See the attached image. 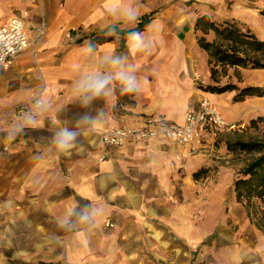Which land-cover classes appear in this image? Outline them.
<instances>
[{
  "label": "crops",
  "instance_id": "1",
  "mask_svg": "<svg viewBox=\"0 0 264 264\" xmlns=\"http://www.w3.org/2000/svg\"><path fill=\"white\" fill-rule=\"evenodd\" d=\"M189 1L0 0V27L25 12L30 41L13 66L0 67V264H264V235L233 199L239 170L225 145L215 146L211 138L200 146L164 139L119 147L101 142L104 132L140 126L146 117L179 123L202 99L217 104L228 123L264 116V97L234 102V92L198 88L212 80L195 28L205 15L254 32L264 24V15L255 12L264 0L254 7L234 0ZM132 4L141 19L150 16L141 32L151 47L135 54L126 44L129 26L117 14ZM111 28L116 32L109 36ZM97 35L112 39L93 42ZM208 36L215 39L213 32ZM89 44L96 48L94 59L83 50ZM112 49L141 81L134 105L119 102L114 92L81 107L70 97L73 81ZM41 93L51 109L36 127L9 141L7 130L22 117L13 109ZM98 114L95 125L78 123ZM62 127L78 133L67 153L52 142ZM73 209L99 212L87 224L73 215L61 227Z\"/></svg>",
  "mask_w": 264,
  "mask_h": 264
},
{
  "label": "trees",
  "instance_id": "2",
  "mask_svg": "<svg viewBox=\"0 0 264 264\" xmlns=\"http://www.w3.org/2000/svg\"><path fill=\"white\" fill-rule=\"evenodd\" d=\"M149 17H143L138 23L139 31H143L148 25ZM195 28L202 33L197 38V44L208 55L210 78L214 82L213 85L199 84L198 88L213 94L235 91L234 102L243 101L246 97H264L263 87L239 88L234 84L218 85L219 74L225 76L227 68L264 70V40L249 30L242 31L232 22L214 21L205 15L196 19ZM209 32L214 33L215 39L206 38ZM111 39L105 35H97L92 41L102 43ZM115 93L119 102L134 105V93H122L119 85H116ZM252 123L256 124V121ZM226 147L230 152L256 154L237 173L232 184V193L233 199L243 204L248 219L264 235V139L227 141ZM198 176V173L193 175L194 178Z\"/></svg>",
  "mask_w": 264,
  "mask_h": 264
},
{
  "label": "clouds",
  "instance_id": "3",
  "mask_svg": "<svg viewBox=\"0 0 264 264\" xmlns=\"http://www.w3.org/2000/svg\"><path fill=\"white\" fill-rule=\"evenodd\" d=\"M119 20L122 25H127L126 44L130 52L133 54L146 52L151 45L145 38L143 32L137 29V25L141 20L140 9L137 5H129L122 10H118ZM116 32L115 28H111L108 32L112 36ZM89 58L96 57V48L89 44L83 49ZM126 58L116 54V50L105 51L95 63L87 68V70L79 71L77 78L73 81L70 89V97L79 102L81 107H88L93 101L104 98H111L119 85L122 93L133 94L141 91L142 85L140 79L136 75L133 66L125 63ZM52 107L50 100L41 93L39 96L33 97L32 109L25 112L21 119L12 124L7 130V139L14 141L18 135L24 132L27 127H36L39 124L38 117L49 111ZM97 117L85 116L78 123H98ZM77 131L62 127L53 135V144L60 153L69 152L75 145L77 139ZM99 212V209H91L76 213L73 209L59 223L61 227L71 224L73 215L78 217L82 224L89 223Z\"/></svg>",
  "mask_w": 264,
  "mask_h": 264
},
{
  "label": "built area",
  "instance_id": "4",
  "mask_svg": "<svg viewBox=\"0 0 264 264\" xmlns=\"http://www.w3.org/2000/svg\"><path fill=\"white\" fill-rule=\"evenodd\" d=\"M242 3H256L262 0H237ZM46 26L43 24L37 38H42ZM30 47L25 32V22L21 17H13L0 27V67L10 68L16 59ZM36 63L35 50L32 51ZM33 100V99H32ZM32 100L25 105L17 106L13 113L23 116L32 109ZM234 124L228 123L219 107L208 99H202L197 110H187L181 122H172L162 117H146L140 126H118L101 135L105 146L119 147L127 142H146L164 139L181 146L201 144L210 134L233 129ZM107 226H113L107 222Z\"/></svg>",
  "mask_w": 264,
  "mask_h": 264
},
{
  "label": "rangeland",
  "instance_id": "5",
  "mask_svg": "<svg viewBox=\"0 0 264 264\" xmlns=\"http://www.w3.org/2000/svg\"><path fill=\"white\" fill-rule=\"evenodd\" d=\"M193 2H199L198 0H190ZM189 1V2H190ZM236 2H239L237 0H234ZM234 3L233 1L230 2ZM245 5H248L249 3H244ZM256 4L252 3L249 6H255ZM256 9V8H255ZM256 13H261L264 15V7L261 9H258L255 11ZM28 14L25 12L21 15H17L16 17H21L23 20H26V17ZM237 25L242 31L249 30L253 34H255L259 39L264 40V24H256L254 32L252 29H250L247 25L242 24L238 25L237 23H234ZM202 34L200 33V36ZM208 40H211L213 37L208 36L206 37ZM210 69V65H209ZM220 70V69H219ZM198 78V77H197ZM218 85H224V84H234L238 86L239 88L248 87V86H258L264 88V70H251V69H242V68H227V72L225 76H222L219 74L218 76ZM214 82L211 81L208 85H213ZM236 93L235 91H232ZM257 102V101H256ZM217 105V104H216ZM258 105V104H256ZM218 106V105H217ZM263 106V105H262ZM219 107V106H218ZM223 115V114H222ZM226 120V119H225ZM252 121H256V124H253ZM234 128L230 130H224L222 132H218L216 134H210L208 138L205 140L214 139L215 140V146L219 145H225L226 142H234L236 140H262L264 139V116H257L251 120H238L234 123ZM203 140L201 144H192V145H203L206 143V141ZM227 149V147H226ZM228 150V149H227ZM234 153L231 161L233 162L236 170H241L251 159H253L256 154H245L240 152H232ZM231 162V163H232ZM238 171V172H239ZM237 172V173H238ZM243 205V204H242Z\"/></svg>",
  "mask_w": 264,
  "mask_h": 264
}]
</instances>
